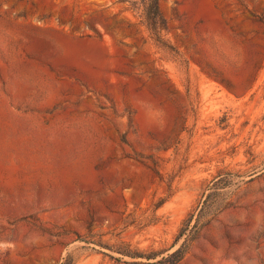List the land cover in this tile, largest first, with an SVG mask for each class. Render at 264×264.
Wrapping results in <instances>:
<instances>
[{"label":"rangeland","instance_id":"374dc122","mask_svg":"<svg viewBox=\"0 0 264 264\" xmlns=\"http://www.w3.org/2000/svg\"><path fill=\"white\" fill-rule=\"evenodd\" d=\"M264 264V0H0V264Z\"/></svg>","mask_w":264,"mask_h":264},{"label":"trees","instance_id":"16d2710c","mask_svg":"<svg viewBox=\"0 0 264 264\" xmlns=\"http://www.w3.org/2000/svg\"><path fill=\"white\" fill-rule=\"evenodd\" d=\"M153 5L156 8L157 6V0H153ZM187 251V247H179L177 248L174 252H172L169 257L171 258V260H169V262L167 264H176L186 253ZM157 263L159 264H165V262L163 263L162 261H158Z\"/></svg>","mask_w":264,"mask_h":264}]
</instances>
